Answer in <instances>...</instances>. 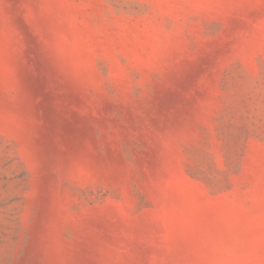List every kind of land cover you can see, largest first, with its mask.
<instances>
[{
  "label": "rangeland",
  "instance_id": "374dc122",
  "mask_svg": "<svg viewBox=\"0 0 264 264\" xmlns=\"http://www.w3.org/2000/svg\"><path fill=\"white\" fill-rule=\"evenodd\" d=\"M0 264H264V0H0Z\"/></svg>",
  "mask_w": 264,
  "mask_h": 264
}]
</instances>
